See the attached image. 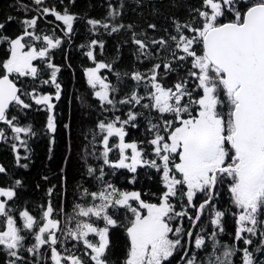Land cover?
Wrapping results in <instances>:
<instances>
[{
	"label": "snow or ice",
	"instance_id": "snow-or-ice-1",
	"mask_svg": "<svg viewBox=\"0 0 264 264\" xmlns=\"http://www.w3.org/2000/svg\"><path fill=\"white\" fill-rule=\"evenodd\" d=\"M9 7L17 30L0 22V144L12 156L11 168L0 163V264H264V0H170L162 27L124 21L127 9L158 16L156 0H104L99 18L73 12L75 0ZM121 33L109 60L108 40ZM73 51L86 61L83 95L61 79L76 72ZM62 105L90 119L71 187L74 124ZM58 134L57 180L42 175L47 187L31 186L43 192L33 200V144L44 141L51 160Z\"/></svg>",
	"mask_w": 264,
	"mask_h": 264
},
{
	"label": "trees",
	"instance_id": "trees-1",
	"mask_svg": "<svg viewBox=\"0 0 264 264\" xmlns=\"http://www.w3.org/2000/svg\"><path fill=\"white\" fill-rule=\"evenodd\" d=\"M16 0H0V22H5L7 31L9 33H15L17 30L16 23L13 22H7L5 21V17L9 14H16L14 8H10L9 5L15 4ZM25 2H28V0H25ZM51 2V0H50ZM67 2V0H65ZM104 3V0H75V7L72 8L73 12H76L80 14L81 16H84L85 13H87L90 16L93 17H101L105 14L106 8L101 7V4ZM128 3L131 4V0H128ZM156 3L160 5L162 8L161 13L158 16H153L148 8H144L143 12L140 13L139 10L136 12L127 9L126 15L124 16L125 22H134L138 24L140 27H146L147 23L155 21L158 25V27H162L164 25V13L167 11L166 5L170 3V0H156ZM77 28L79 31V35L76 37V43L79 44L84 40V38L87 36L86 28L84 21L81 20L77 24ZM125 38L124 34L121 33L119 37L112 38L108 40V48H107V58L109 60H113L116 56V53L114 51V44L117 42V40ZM130 48H125L124 51V59L121 64V67L127 66L130 62ZM71 63L76 68V72L73 74L71 71H66L64 75L61 77V79L65 82L67 87L70 90H79L80 95H83L86 89V84L83 81L82 78V72L80 71L79 65L82 61H84V58L81 57V55L73 51L71 53ZM62 60L61 54L57 53V61L60 62ZM86 62V61H84ZM65 114L67 116H71L74 124V134H73V157L72 162L69 165V185L70 187L73 185V178L76 180H79L80 178V172L83 169V164L80 161V147L82 146L83 142V134L90 126V119L87 117H82L79 111L78 106H61ZM33 120L36 122V125L39 126L43 119V114H34ZM135 133H133L134 135ZM34 148V154H33V163L32 166L27 174V182L30 186V196L31 199L39 201V198L41 195H43V192L38 193H31V186L35 185L36 183L40 182L42 183V187H47L46 184H43V182L40 180V177L42 175H49L52 183H55L57 180V176L55 175L57 166L62 163V157L64 153V139L63 136L58 134L57 137V147L55 151L52 153V159H48V152L46 148V143L44 141H36L33 144ZM0 163H4L9 168L12 167V156L10 151L2 144H0ZM149 182L145 180V184L147 185ZM115 240V249H114V255L119 256L120 255V244L122 241H120L118 238H114Z\"/></svg>",
	"mask_w": 264,
	"mask_h": 264
}]
</instances>
